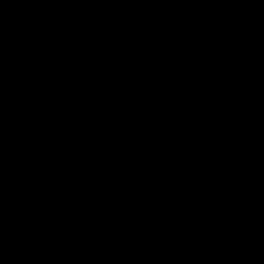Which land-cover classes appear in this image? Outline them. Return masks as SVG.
I'll return each mask as SVG.
<instances>
[{
	"label": "water",
	"instance_id": "obj_1",
	"mask_svg": "<svg viewBox=\"0 0 264 264\" xmlns=\"http://www.w3.org/2000/svg\"><path fill=\"white\" fill-rule=\"evenodd\" d=\"M0 264H264V0L0 16Z\"/></svg>",
	"mask_w": 264,
	"mask_h": 264
}]
</instances>
